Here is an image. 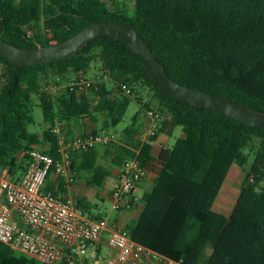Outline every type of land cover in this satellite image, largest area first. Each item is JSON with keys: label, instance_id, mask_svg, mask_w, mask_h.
<instances>
[{"label": "trees", "instance_id": "16d2710c", "mask_svg": "<svg viewBox=\"0 0 264 264\" xmlns=\"http://www.w3.org/2000/svg\"><path fill=\"white\" fill-rule=\"evenodd\" d=\"M134 6V15L129 16L120 0H0V37L37 47L61 41L91 22L121 19L141 32L173 79L264 111V0H134ZM97 57L99 70L110 76L98 88L81 92L48 88L52 78L65 83L90 77ZM0 63V168L12 180L23 176L32 148L59 159L60 132L79 135L72 133L71 121L89 119V131L96 132L102 114L104 128L117 125L131 94L143 85L158 101L155 134L142 142L139 126H127L120 135L125 145L115 147L109 164L101 161L99 145L74 150L78 176L72 185L82 178L87 186H103L113 174L111 167L121 166L140 148L138 158L156 179L137 202L142 205L139 218L126 228L133 240L185 264H264V128L171 96L133 50L110 35L99 36L56 62L18 65L0 54ZM117 81L129 85L130 95L116 90ZM35 103L43 108L47 124L42 135L28 127ZM150 104L146 101L143 107ZM178 125L183 135L169 148L168 138ZM58 126L60 131H55ZM155 146L161 147L158 153ZM247 149L253 153L251 159ZM234 164L245 175L228 208L217 199ZM65 185L53 166L44 189L63 195ZM74 197L90 214L101 216L86 195ZM0 264L47 263L0 241ZM59 264L91 263L71 256Z\"/></svg>", "mask_w": 264, "mask_h": 264}, {"label": "built area", "instance_id": "2783aa9c", "mask_svg": "<svg viewBox=\"0 0 264 264\" xmlns=\"http://www.w3.org/2000/svg\"><path fill=\"white\" fill-rule=\"evenodd\" d=\"M104 80H110V76L102 73L93 78L78 76L65 83L58 78L48 88L55 92L63 88L81 92L98 88ZM116 83L128 93L130 87L126 82ZM148 113L152 123L149 130L140 133L142 142L159 127L160 112L149 109ZM55 131H60V126ZM60 135L59 159L35 147L29 151L30 161L20 180H12L6 170L0 173V241L47 264H59L71 256L88 259L93 264H185L183 259L174 260L146 248L116 221L90 214L73 197L71 185L78 176L73 167V151H88L100 144H109L117 140V134L102 128L76 137H69L65 132ZM139 150L136 148V154L119 166L117 182L110 193L112 210L133 207L132 194L149 172L138 158ZM53 166L64 178L63 195L44 189ZM103 241L112 249L106 256L101 253Z\"/></svg>", "mask_w": 264, "mask_h": 264}, {"label": "water", "instance_id": "95a60500", "mask_svg": "<svg viewBox=\"0 0 264 264\" xmlns=\"http://www.w3.org/2000/svg\"><path fill=\"white\" fill-rule=\"evenodd\" d=\"M103 35L113 36L128 45L158 86L171 96L226 114L248 125L264 128V111L244 106L229 96L185 85L173 79L141 32L121 19L94 21L61 41L37 47L18 46L0 37V54L18 65L51 63L72 55L91 40Z\"/></svg>", "mask_w": 264, "mask_h": 264}, {"label": "rangeland", "instance_id": "374dc122", "mask_svg": "<svg viewBox=\"0 0 264 264\" xmlns=\"http://www.w3.org/2000/svg\"><path fill=\"white\" fill-rule=\"evenodd\" d=\"M123 4L126 5V11L125 13L129 16H133L135 12V6H134V0H121ZM100 66V58H95L91 63V72H90V78L95 77L97 74L102 73L99 70ZM3 70V65L0 63V73ZM53 81V78L50 79V82ZM120 89L119 87L116 88V90ZM125 92V91H124ZM126 95L127 94L125 92ZM132 100L130 102V105L128 107V110L121 122H119L117 125L113 126L110 125L107 129L115 132L117 134V140L109 143V144H100V153H101V161L103 163H106L107 159L110 158V153L112 154L113 150L117 145H125V143L120 140V135L124 131V129L132 125L133 123H136L137 126H139V129L141 132H145L150 129V121H152V118L150 117L148 110L154 109L158 110V101L153 98L152 93L150 92L149 88L143 85H140L133 93L131 94ZM146 101H151L150 108H144L143 104ZM159 111V110H158ZM58 113V111H56ZM33 118L34 120L29 123V130L32 133H36L38 135H42L43 130L47 127V124L44 121V111L43 108L39 104H34L33 106ZM103 115L98 114V121L96 123V128L100 131L103 127ZM90 124L91 121L87 119ZM60 121L57 122V124ZM183 135V128L182 126L178 125L174 131V133L168 138L167 141V147L172 148L173 145L176 143V140ZM247 153H250V159L252 157V152L250 150H246ZM245 170H243L242 167H240L237 164H234L229 173L228 180L225 182L223 187L220 190L219 197H218V203L226 206L228 208H231L236 200V197L239 193L240 187L242 185V180L245 175ZM0 173H3V169L0 168ZM79 179V178H78ZM111 177H109L106 181V183L103 186H95L90 187L87 186L84 179H80L79 182L74 183L71 185L72 195L74 197L75 194H83L86 195L90 201L93 204V211L94 213L101 215V216H108L111 221H114L115 219H119V215L123 213L124 211L129 210H112L111 209V198L108 192V188L110 187L112 181ZM146 189L144 187H141L138 195L142 196ZM75 193V194H74ZM75 198V197H74ZM97 204V206H96ZM112 249L108 246L104 247V251L102 253L104 254L111 251ZM105 255V254H104ZM93 264V263H91Z\"/></svg>", "mask_w": 264, "mask_h": 264}, {"label": "crops", "instance_id": "0c3cea01", "mask_svg": "<svg viewBox=\"0 0 264 264\" xmlns=\"http://www.w3.org/2000/svg\"><path fill=\"white\" fill-rule=\"evenodd\" d=\"M151 123H152V121H150V125H151ZM69 124H70V128H71L72 133L75 135H78V134L80 135L81 133L89 131L92 129V124H90V122L88 120H85V121L80 120V119L79 120H73ZM160 149H161L160 146H155L154 152L158 153L160 151ZM110 156H111V153H110ZM110 158H106L107 164H109ZM111 168L113 170V174H112V176H110L112 178L111 179L112 183H111L110 187L108 188L109 195L111 193V189L116 184L119 167H114V168L111 167ZM155 179H156V175L148 172L147 176L139 183L138 187L134 190V192L132 194V199L135 200V204L133 205V207L130 209H125V210H129V211H124L123 213H121L119 215V219H117V220L115 219L114 221H116L119 225H121L124 228H128L129 226L133 225L137 221V219L139 218V215H140L141 207H142V205L140 203H137L139 201V199L142 197V196L138 195V192H139L141 187H144L146 190L151 188V186L155 182ZM106 181H105V183H106ZM106 246H108V245L106 244V242L103 241V243H101V253H102V251H104V247H106ZM111 252H112V250L107 252V253L104 252L105 255L103 253L102 254L104 256H106ZM145 264H150V262H146ZM158 264H161V263H158Z\"/></svg>", "mask_w": 264, "mask_h": 264}]
</instances>
